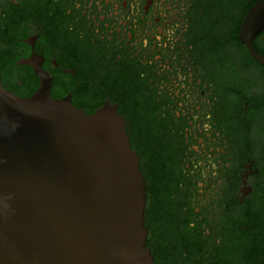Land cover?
<instances>
[{
    "label": "flooded vegetation",
    "instance_id": "flooded-vegetation-1",
    "mask_svg": "<svg viewBox=\"0 0 264 264\" xmlns=\"http://www.w3.org/2000/svg\"><path fill=\"white\" fill-rule=\"evenodd\" d=\"M259 1L0 0L6 90L44 78L123 117L154 264H264V63L240 39Z\"/></svg>",
    "mask_w": 264,
    "mask_h": 264
},
{
    "label": "water",
    "instance_id": "water-1",
    "mask_svg": "<svg viewBox=\"0 0 264 264\" xmlns=\"http://www.w3.org/2000/svg\"><path fill=\"white\" fill-rule=\"evenodd\" d=\"M263 29L260 0L240 39L262 63L252 40ZM49 88L43 78L22 98L0 75V264H154L123 117L111 105L88 115Z\"/></svg>",
    "mask_w": 264,
    "mask_h": 264
}]
</instances>
